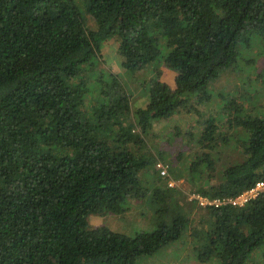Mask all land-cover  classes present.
I'll return each mask as SVG.
<instances>
[{
  "label": "trees",
  "instance_id": "trees-1",
  "mask_svg": "<svg viewBox=\"0 0 264 264\" xmlns=\"http://www.w3.org/2000/svg\"><path fill=\"white\" fill-rule=\"evenodd\" d=\"M255 35L264 56V0H0V264H137L179 241L191 217L177 211L181 190L161 175L157 164L169 166L152 158L146 135L190 98L208 101ZM112 37L122 66L147 73L148 99L135 109L124 82L101 66ZM227 105L242 111L245 157L219 170L212 142L189 163L193 194L209 200L264 179V116ZM215 119L200 132L209 142L218 139ZM133 200H151L171 221L133 236L90 227L93 214L123 215ZM203 208L207 227L191 233L190 258L264 264V192L242 206Z\"/></svg>",
  "mask_w": 264,
  "mask_h": 264
},
{
  "label": "rangeland",
  "instance_id": "rangeland-1",
  "mask_svg": "<svg viewBox=\"0 0 264 264\" xmlns=\"http://www.w3.org/2000/svg\"><path fill=\"white\" fill-rule=\"evenodd\" d=\"M89 26L95 28V21L90 18ZM257 39L261 42V38L255 35L251 49L244 50L243 59L236 70L225 73L211 84L208 101L196 104L195 98L192 97L186 107L180 108L172 116L153 121V127L146 135L148 149L153 159L161 160L169 166V176H165L164 179L167 183L173 182V186L181 190V193L176 192V199L179 200L178 205L184 209L177 211L190 216L191 223L179 241L162 247L154 254L142 255L137 264L201 263L189 257L188 243L194 237L191 233L197 229L201 235L207 227L206 222L199 223L205 208L191 199L198 180L189 172L188 165L204 151H209L206 149L212 142L216 145L213 152L217 169L222 170L244 159L242 145L246 142L247 135L235 122V117L242 111L234 110L232 107L229 109L227 104L231 99L240 101L247 111H253V115L264 116V56H261L262 44L259 46ZM118 45L117 37H112L103 44L104 58L101 66L115 73L124 82L133 100L132 107L135 109L147 102L146 91L149 92V84L146 82L147 73H134L125 69L122 66ZM163 71L162 80L170 87H174L175 72L168 68H164ZM224 100L227 104L223 102ZM209 116L216 117L215 122L218 127L216 131L218 139H212L210 142V135L200 134L205 131L204 122ZM230 122L233 124L231 125ZM170 205V209H165L168 212L173 211L174 206ZM159 208L160 206L155 205L151 200H133L130 209L123 215L113 214L107 209L93 214L90 216V227L105 225L132 236L139 231H153L161 222L171 221L159 211Z\"/></svg>",
  "mask_w": 264,
  "mask_h": 264
},
{
  "label": "built area",
  "instance_id": "built-area-1",
  "mask_svg": "<svg viewBox=\"0 0 264 264\" xmlns=\"http://www.w3.org/2000/svg\"><path fill=\"white\" fill-rule=\"evenodd\" d=\"M157 167L158 169H160L162 175L169 176L168 169L164 164L158 163ZM169 184L171 186L174 185L173 182H169ZM262 192H264V179L259 180L252 188H250L249 190L245 191L244 193L236 197L209 200L200 195L193 194L191 196V199L197 201V203L200 204V206L202 207H206V205H213V204L218 206L226 203H230L235 206H242Z\"/></svg>",
  "mask_w": 264,
  "mask_h": 264
},
{
  "label": "crops",
  "instance_id": "crops-1",
  "mask_svg": "<svg viewBox=\"0 0 264 264\" xmlns=\"http://www.w3.org/2000/svg\"><path fill=\"white\" fill-rule=\"evenodd\" d=\"M200 264H202V263H200ZM208 264V263H207Z\"/></svg>",
  "mask_w": 264,
  "mask_h": 264
}]
</instances>
